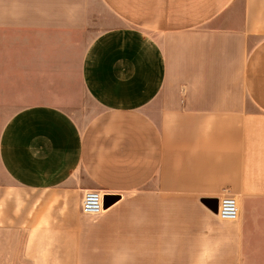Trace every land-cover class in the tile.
<instances>
[{"label": "crops", "instance_id": "1", "mask_svg": "<svg viewBox=\"0 0 264 264\" xmlns=\"http://www.w3.org/2000/svg\"><path fill=\"white\" fill-rule=\"evenodd\" d=\"M0 264H264V0H0Z\"/></svg>", "mask_w": 264, "mask_h": 264}, {"label": "built area", "instance_id": "2", "mask_svg": "<svg viewBox=\"0 0 264 264\" xmlns=\"http://www.w3.org/2000/svg\"><path fill=\"white\" fill-rule=\"evenodd\" d=\"M105 195L99 191H87L82 199L81 209L90 217L100 216L105 210ZM219 219L227 223H236L239 220L240 209L236 197L225 195L218 201Z\"/></svg>", "mask_w": 264, "mask_h": 264}, {"label": "rangeland", "instance_id": "3", "mask_svg": "<svg viewBox=\"0 0 264 264\" xmlns=\"http://www.w3.org/2000/svg\"><path fill=\"white\" fill-rule=\"evenodd\" d=\"M107 21L110 22L109 19ZM104 28L99 23L91 28L87 35V44H89L91 38L97 36ZM8 98H14V91H8ZM76 101L74 105L68 106L66 110L74 118L80 130L84 131L96 116L102 114L104 109L94 102L81 88L77 91ZM16 110H18V107H15L13 104H8V115L14 113Z\"/></svg>", "mask_w": 264, "mask_h": 264}, {"label": "water", "instance_id": "4", "mask_svg": "<svg viewBox=\"0 0 264 264\" xmlns=\"http://www.w3.org/2000/svg\"><path fill=\"white\" fill-rule=\"evenodd\" d=\"M114 199L112 196H105V208L107 209L111 204L115 201L110 202V200ZM205 205L208 206L211 210L218 212V200H207L204 201Z\"/></svg>", "mask_w": 264, "mask_h": 264}]
</instances>
